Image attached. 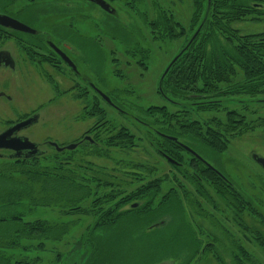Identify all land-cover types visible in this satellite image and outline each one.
<instances>
[{"label":"trees","instance_id":"trees-1","mask_svg":"<svg viewBox=\"0 0 264 264\" xmlns=\"http://www.w3.org/2000/svg\"><path fill=\"white\" fill-rule=\"evenodd\" d=\"M118 1L128 6L131 14H135L133 18L137 16L136 19L140 20L144 29L160 36L162 41H181L182 45L174 56L186 46L197 30L207 7V0H190V18L187 25L183 26L175 16L176 10L183 4L181 0H176V5H165L163 1L156 4L152 1L149 5L144 3V8H139V2L142 0H107L109 3ZM53 11H48L45 15H56ZM115 11L117 17L107 15L113 22L108 23L110 27L99 23L95 29L100 30V34L113 36L114 40H118V33L122 31L123 41L127 43L129 37L130 44L126 46L119 40L117 42L126 56L137 58L139 61L136 64L147 69L150 51L148 48L138 47L147 45L146 33L136 25L118 28V25H122L121 17L119 11ZM257 17H264V0H211L208 15L199 34L171 66L161 82V91L168 100L164 99L157 88L163 71L156 82L157 95L171 107L197 114L217 112L223 103L238 104L243 109L252 103L264 104V33L243 35L234 27L240 22L257 21ZM83 19L90 20L84 17ZM52 28L55 30L57 25ZM45 32L50 34L51 31ZM5 33L7 31L0 28V36ZM132 36L134 41L130 40ZM135 42L137 46H133ZM50 56L49 58L53 59L52 56L55 55L50 52ZM42 61L49 63L50 60L45 57ZM133 94L134 91L129 89L115 91L111 98L114 110L129 119L134 126L146 127L160 140L158 143L155 142L156 139L148 141L159 158L168 163L169 159L173 161L170 163L173 170L171 176L157 177L153 165L131 162L125 177L140 179V184L135 189L127 194L122 193L123 191H109L108 194L97 198L90 209H83L80 204L104 185L101 177L81 170L67 169L65 161L68 158L64 159L63 153L56 154L52 162L56 167L52 169L38 162L44 152L29 159L8 157L9 160L0 162V264H41V258L33 256L32 253L44 252L46 242L59 241L67 233L71 223L50 224L47 220L37 217V211L45 208L56 209L63 216L91 214L95 217L94 223L76 243V249L74 245V251L72 250L79 253L78 257L82 254L83 257L74 262L67 258L65 264H131L132 261L122 257V254L128 243L136 242L145 247V252L139 254L140 263L174 264V261L182 257L181 254L187 253L182 257L185 260L183 264H190L200 250L176 248L177 243L182 242V237H191L183 214L176 216V210H182L175 203L177 200L179 202L176 192L170 190L158 201L161 185L168 177L175 180L202 179L212 183L210 185L217 188L216 195L227 203V209L232 213L235 224L242 229L244 243L257 248L264 259V231L247 226L241 217L246 210L256 216L264 228V216L260 210L253 208V200L245 197L222 170L218 169V172L228 181H222L219 175L191 157L177 144L180 143L197 153L202 149L212 154L224 152L228 138L235 136L234 131L244 126V117L237 110H229L225 113V121L211 119L204 124L199 120L182 121V115L171 114L166 107L140 106L129 102L128 108L120 103L122 97L131 98ZM88 116L97 118L94 130L101 128L106 120V115L98 104H94ZM156 116L164 123L153 121ZM172 122L174 125H170ZM160 135L174 138L176 142ZM95 138L97 140V136ZM133 139L128 130L120 126L108 139L107 146L130 148L134 146ZM83 141V148L87 146L89 153L102 154L97 152L95 141ZM186 158L188 162L185 161ZM91 170L90 167L87 168V171L92 172ZM93 184L94 189L89 186ZM176 186L184 188L180 181H177ZM195 187L199 189L202 186L197 182ZM188 192L183 190L184 195H188ZM135 202L138 205L132 207L131 204ZM105 204L109 206L105 207ZM127 206L129 209H126ZM168 214L171 216L168 223L165 224L164 220L158 221L162 215ZM157 228H161L160 231ZM248 235L251 237L248 238ZM235 243L237 244L234 247L233 263L255 264L253 253L243 244L237 241ZM179 244L184 246V243ZM151 257L152 261H149L148 258ZM213 257L217 264H225L218 254L214 253Z\"/></svg>","mask_w":264,"mask_h":264},{"label":"rangeland","instance_id":"rangeland-1","mask_svg":"<svg viewBox=\"0 0 264 264\" xmlns=\"http://www.w3.org/2000/svg\"><path fill=\"white\" fill-rule=\"evenodd\" d=\"M6 1H11L10 11L26 9L30 22H33L31 27L51 31L50 35L54 44L59 45L57 37L63 35L64 41L74 50L73 53L67 52V54L75 61L80 72H84L89 81L102 91L108 90L115 93L119 89L133 90V97H122L123 99L120 101L126 107H128L127 103L129 102L137 103L140 106L166 107L169 113L182 115L180 118L182 121L199 120L203 124L208 123L211 119L225 121L226 111L237 110L244 117V126L242 129L234 131L235 136L228 138L229 141L224 152L208 153L205 158L213 165L215 164L214 160L217 161V164L220 165L219 169L230 178L245 197L253 200V208L260 210L264 216V172L251 161L252 154L264 158V104L252 103L243 109L238 104L223 103L217 112H202L200 114L167 105L165 100L156 93V82L160 73L164 71L163 69L180 49L182 42L162 41L160 36L144 29L140 20L136 19L138 17L133 18L135 14H131L128 6L123 5L122 1L110 2L119 11L121 17L122 25H118V28L120 26L126 28L125 25L131 27L136 25L146 33L147 45H138L135 42L133 46L138 45L140 48L149 49L150 56L146 64L147 69L136 64L139 61L137 58L133 59L126 56L117 41L119 40L127 46L130 44L128 43L129 37L127 43L124 42L121 30V32H117L118 40H114L113 36L100 34L101 31L95 29L99 23L105 26H109L108 23L113 24L106 14L95 7L81 5V13H78L80 7L78 8L79 5L76 0ZM144 1L139 2V8H144L145 4L149 5L152 1L156 4H160L162 1L165 5L177 4L176 0ZM181 1L183 4L176 10L175 16L180 24L186 26L191 14L190 0ZM174 8L177 9L175 6ZM48 11H53L56 15L47 17L45 14ZM76 15L82 19H76ZM69 17L72 20L68 19ZM83 17L90 20L84 21ZM37 18L39 21H36ZM257 18H259L257 21L240 22L234 27L243 35L264 33V17ZM56 25L57 28L54 30L52 26ZM62 25L70 26L74 32L69 28L65 29ZM147 33H149L148 36ZM130 40L134 41V37H130ZM0 50H8L15 61L14 70L0 69V133L10 124L20 121L22 117L37 114L39 116L38 122L19 132V136H24L29 141L39 145V149L44 152V155L38 159L42 166L49 169L56 167L52 162H54L57 153H63V158H68L65 161V165L68 166L67 169L81 170V172L96 175L98 178L101 177V180L103 179L101 182L104 185L97 188V193L92 192L91 196L80 204L83 209H90L97 198L108 194L109 191H115V193L116 191L117 193L123 191L122 193L127 194L135 189L140 184V179L134 180L125 177L131 162H146L153 165L156 168L157 177L171 176L172 164L159 158L154 147L152 144L149 145L148 141L156 139L155 142L158 143L160 140L153 136L146 127L134 126L129 119L118 114L100 99H98V105L103 109L106 120L105 123H102L103 126H100L101 128L94 130L97 126V118L88 116L94 106L93 95L89 91L88 96L85 97L84 91L87 87L82 85L79 88L76 76L65 65L56 59L49 58L51 56L47 52L43 53L35 47H26L21 42H14L7 37L0 38ZM31 52L38 54L33 55ZM45 57L50 60L49 63L42 61V58ZM80 57L83 60L81 62L77 61ZM88 67H96V71L105 80V83H102L104 89L99 85ZM80 93L82 98L78 96ZM155 120L161 124L164 123L159 116H156L153 121ZM170 125H174V122ZM120 126L127 129L130 135L134 137L133 147L107 146L108 139L115 134V130L119 129ZM85 136H88L89 140H84ZM81 141H95L97 152L102 154L89 153L90 149L87 146L83 148L84 145ZM48 142H53L58 147L73 144H77V147L73 150L58 152L54 147L48 145ZM10 154V151L1 150L0 162L9 160ZM59 158L62 157L59 156ZM185 161L188 162V158ZM89 167L92 172L87 171ZM164 180L166 181L161 185L158 201L170 190H174L179 199V202L177 200L175 203L182 208V210H176V216L183 214L184 223L188 224L190 228L191 237L188 239L182 237V242H178L176 248L200 250L190 264H217L213 257L214 253L218 254L225 264H234L233 252L237 244L236 241L246 246L248 251L253 253L256 259L255 264H264V259L257 248L244 243L241 235L242 229L235 224L232 213L227 209V203L216 195L215 190L217 188L210 185L212 183L205 180L196 181L183 178L175 180L171 177ZM177 181H180L184 188L177 187ZM197 182L202 186L199 189L195 187ZM89 186L94 189L95 184ZM183 190L189 191L188 195H184ZM119 198L121 197L119 196ZM135 205L138 204L136 202L131 204V206ZM104 206L108 207L109 204ZM126 209H129V206ZM37 217L47 220L50 224L71 223L67 233L59 241H48L44 252L34 251L32 253L33 256L41 258V264H65L67 258L70 262H74L83 257V254L78 257L79 253L73 252V247L79 242L87 228L94 223L95 217L93 215L63 216L56 209L45 208L37 211ZM241 217L247 226L264 231L263 226L253 214L245 210ZM170 218L169 214L162 215L158 221L164 220L166 224ZM157 229L160 231L161 228ZM249 237L251 236L248 235ZM179 243H184V246ZM128 244L122 257H127L132 261L131 264H143L138 258L140 252H145V247L139 242ZM76 247L77 245L74 249ZM186 255L187 253L181 254L182 257ZM182 257L174 261V264L185 263ZM152 258H148V260L150 261Z\"/></svg>","mask_w":264,"mask_h":264},{"label":"flooded vegetation","instance_id":"flooded-vegetation-1","mask_svg":"<svg viewBox=\"0 0 264 264\" xmlns=\"http://www.w3.org/2000/svg\"><path fill=\"white\" fill-rule=\"evenodd\" d=\"M107 4H109V6L113 9H115V7L107 2V0H104ZM76 2L78 3V8L80 7V9L77 11L78 13H81V5H89V6H92V7H95L97 9H99L101 12H103L104 14L108 15V16H112V15H109L107 13H105L104 11H102L97 5L93 4V3H90L88 1H83V0H76ZM10 4H11V1L7 2L6 0H0V15H6V16H9L15 20H18L19 22L31 27L32 26V23L30 22L28 16H27V12H26V9L23 8V9H18V10H13V11H10ZM77 14V13H76ZM75 17V16H74ZM112 17H115V16H112ZM67 18V17H66ZM76 19L79 18V19H82L79 15L75 17ZM70 20H72V18H68ZM36 21H39L38 18ZM71 22V21H70ZM64 26V25H62ZM37 31H40L41 33L39 34H35V35H32V34H24V33H19V32H14V31H8V30H5L7 31V33L1 35L0 37L1 38H5L7 37V39H10L14 42H21L22 44H24L26 47H35L37 48V50H40L42 51L43 53L44 52H47V54H50V52H52L55 56H52L53 59H56L58 60L60 63H62L63 65H65L77 78V86H79V88L82 87V85H84L85 87H87V89H85L84 91V94H85V97L88 96V93L89 91L91 92V94L93 95V104H98V99H100L103 103H105L107 106L115 109V106L113 105L112 101H111V98L114 96V93L113 92H110V91H102L100 88H98V86H96L94 83H92L91 81H89L88 77L86 75H84V72H80V70L78 69L77 67V64L75 63V61H73L70 56L67 54V52L69 53H73V49L72 47H70L65 41H64V37L63 35H58V41H59V45H56L52 42V39H51V35L50 34H47L44 29H36L34 27H31ZM64 28H69L70 30H72L70 28V26L68 25H65ZM73 31V30H72ZM74 32V31H73ZM10 33V34H9ZM12 33V34H11ZM76 34V33H75ZM77 35V34H76ZM61 36V37H59ZM77 36H80V35H77ZM49 43H52L53 45H55L66 57L69 58V60L75 65L76 67V72L72 71L71 68L52 50V48L49 46ZM33 55H36L38 53H35V52H31ZM30 54V53H29ZM10 58V59H9ZM11 60V61H10ZM77 61H83L82 58L80 57V59H77ZM10 64H12V66H10ZM1 68H4V69H11V70H14L15 68V61L12 57V55L10 54V52L8 50H0V69ZM89 71H91V73L94 75V77L97 79L99 85H101V87L104 89L103 87V84L102 83H105V80L102 79L101 77V74H99L97 71H96V67H88ZM95 69V70H94ZM97 83V84H98ZM103 94L105 98H107L109 100L110 103H108L101 95ZM2 96V95H1ZM79 97L82 98L81 96V93L80 95L78 94ZM84 97V98H85ZM9 100V98H7ZM33 115H37V114H32L31 116ZM30 115H26L25 117H22V119L20 121H17L15 123H18V122H21L29 117H31ZM15 123H12L10 124L8 127H10L11 125L15 124ZM7 127V128H8ZM6 128V129H7ZM4 131V130H3ZM19 135V133H18ZM88 138V136H85ZM160 137L164 138V136L160 135ZM86 140V139H84ZM48 145H49V142H48ZM38 148H39V145H38ZM40 150V149H39ZM41 151V150H40ZM43 152V151H42ZM196 153L203 161H205L206 163H208L212 168H214L217 172L219 171V164H217V161L214 160V165L211 164L210 162H208L205 158V155H208V152L207 150L205 149H202V151L200 153H197V152H194ZM212 154V153H210ZM190 155V154H189ZM191 157H193L192 155H190ZM195 158V157H193ZM196 159V158H195ZM199 161V160H198ZM201 162V161H199ZM202 163V162H201ZM203 165H205L204 163H202ZM205 167H207L205 165ZM208 168V167H207ZM209 169V168H208ZM210 170V169H209ZM211 171V170H210ZM214 172V171H213ZM216 173V172H215ZM219 173V172H218ZM221 173V172H220ZM219 173V174H220ZM217 174V173H216ZM222 174V173H221ZM221 174L219 175L221 177V180L222 181H228L225 177L221 176ZM218 175V174H217ZM223 175V174H222ZM202 179H199L198 181H200ZM133 207V206H132ZM136 207V206H135ZM157 264V263H156ZM161 264V263H159Z\"/></svg>","mask_w":264,"mask_h":264},{"label":"water","instance_id":"water-1","mask_svg":"<svg viewBox=\"0 0 264 264\" xmlns=\"http://www.w3.org/2000/svg\"><path fill=\"white\" fill-rule=\"evenodd\" d=\"M83 1H88L90 3H93V4L97 5L105 13L117 17L115 9L111 8L109 6V4H107L104 0H83ZM210 5H211V0H207L206 12H205V15H204V18H203L201 24L199 25L197 30L194 32V34L191 36V38L189 39V41L186 44V46L176 56H174L172 58V60L169 62V64L166 66V68L164 69L163 73L161 74V76L159 78V81H158V86H157L158 91L160 92L161 95H163V93L161 91V86L160 85H161V82H162L163 78L165 77V75L167 74V72L169 71L171 66L179 58V56L187 49V47L193 42V40L199 34V31H200L202 25L204 24V21L206 20V17L208 15V12H209V9H210ZM0 28L8 30V31H14V32H19V33H24V34H32V35L41 33L40 31H37V30H35L33 28H30L29 26L19 22L18 20H15V19H13V18H11L9 16H6V15H0ZM49 46L71 68L72 71L76 72L75 65L69 60L68 57H66L52 43H49ZM10 66H12V64H10ZM100 95L108 103H110L109 100L107 98H105L103 94L100 93ZM163 97H164V99L168 100V98H166L164 95H163ZM38 120H39V116L38 115H33V116H31V117H29V118H27V119H25V120H23L21 122H18V123H15V124L11 125L7 129L2 131L0 133V151L1 150L10 151L11 154L8 156L10 159H21V158L29 159V158H33V157L39 156L42 153V151L39 150L38 145L33 143V142H31V141H29L28 138L18 135L19 132H21L23 130H26L29 127L35 125L38 122ZM164 138H166L169 141L176 142V140L174 138H171V137H164ZM84 139L89 140V138H87V137H85ZM177 144L186 153L192 155L197 160H199L202 163H204L211 171H214L218 175H220L214 168H212L208 163L203 161L191 149H189L188 147H186V146H184V145H182L180 143H177ZM49 145L54 147V149L56 151H58V152H61L63 150H73V149H75L77 147V144L68 145V146H65V147H58L53 142H49ZM251 160L264 171V158L263 157L258 156L257 154H252L251 155ZM169 162L173 163V161H171L170 159H169ZM135 206H133V207H135Z\"/></svg>","mask_w":264,"mask_h":264}]
</instances>
